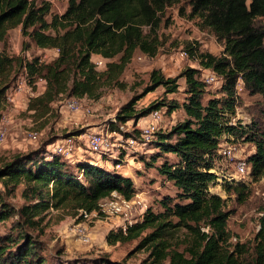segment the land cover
Segmentation results:
<instances>
[{"label": "trees", "instance_id": "16d2710c", "mask_svg": "<svg viewBox=\"0 0 264 264\" xmlns=\"http://www.w3.org/2000/svg\"><path fill=\"white\" fill-rule=\"evenodd\" d=\"M172 7L179 16L210 30L221 44L218 55L191 43L184 46L186 55L202 71L220 78L219 96L205 99L209 93L207 83L199 77L201 70L184 68L170 78L153 69L148 84L118 109L111 130L162 107L169 113L181 109L185 118L156 134L157 152L148 164L154 167L163 158L156 171L176 189L175 196H163L125 233L120 229L110 233L107 242L136 241L134 252L146 254L140 264H264V218L251 246L232 242L226 200L208 190L216 178L211 170L225 135L233 138L230 143L252 144L254 150L246 160L249 175L256 181L264 174V129L231 123L239 81L250 95L264 99V0H67L61 14H52L48 2L0 0V109L6 108L8 91L22 76L29 85L38 79L45 82L25 106L27 116L39 122L40 128L61 117L60 108L53 107L58 100L97 102L108 90H125L128 86L121 76L134 54L154 58L163 46L160 30L169 25L166 11ZM16 29L27 40L22 42L21 56L11 55L7 49L9 34ZM31 46L57 53L51 61L39 62L29 54ZM97 58L104 61L102 68H96ZM180 77L185 82L183 102L154 101L135 109L140 99L159 87L166 95L177 93ZM82 133L66 132L61 139L0 161V224L13 219L9 230L0 235V264H51L37 239L50 209L82 221L79 210L97 211L99 203L113 192L127 200L136 194L129 177L106 164L92 163L91 153L74 160L51 154L50 146ZM123 135L138 137L133 131ZM85 150L88 154L86 146ZM18 188L23 203L14 207L6 198ZM225 192L243 203L250 188L244 183L230 184ZM93 264L126 263L100 257Z\"/></svg>", "mask_w": 264, "mask_h": 264}, {"label": "rangeland", "instance_id": "374dc122", "mask_svg": "<svg viewBox=\"0 0 264 264\" xmlns=\"http://www.w3.org/2000/svg\"><path fill=\"white\" fill-rule=\"evenodd\" d=\"M31 1H35L37 4L48 2L52 14H61L67 4V0ZM166 17L169 18L170 23L160 30L163 46L159 49L158 54L154 58H148L140 53L134 54L130 64L121 76V81L128 86L125 90H108L104 97L97 102L84 98V104L92 110L90 116L72 115L64 112L61 117L58 115L55 119H50L45 127L40 128V123L33 121L25 113V106L31 98L29 94L25 92L19 98H16L12 92L8 91L10 97L8 105L6 108L0 109V120L4 122L6 131V139L0 146V161L9 158L16 152L35 150L48 140L61 139L66 132L74 130L87 132L90 128H96L97 130L94 132L89 130L87 135H90L98 132L105 133V131L110 130L111 121L115 120L118 109L133 95L139 94L141 89L148 84L149 74L153 69L159 70L164 77L170 78L177 77L184 68L201 70L199 77L202 80L206 82V79L211 77L206 86V91L209 94L205 96V99L212 94L219 96L220 78L209 71H202L195 61L187 55L182 57L181 53L184 52V46L191 43L201 51L218 55L222 51L221 44L216 40L213 33L206 28H202L198 21L179 16L176 8H169L166 11ZM23 41L27 42L26 39L21 37L18 29L11 31L7 47L9 54L23 55L21 52ZM42 52L43 50H37L32 46L29 49L31 56L42 57L45 54ZM48 56L51 57V53ZM177 83L179 86L177 93L166 95L163 88L159 87L140 99L135 104V109L140 110L154 101L183 102L185 98L184 79L178 78ZM237 94L238 105L231 123L238 124L239 122L244 127L256 125L257 128L264 129V99L259 95H250L243 89L240 81L237 84ZM159 111L161 121L156 134L168 131L185 118L181 109L169 113L165 107H162ZM87 124L90 127L86 126ZM144 124L145 120L142 117L137 122L130 120L120 125L125 130L136 132L138 136V128L143 127ZM28 132L38 133L35 142L29 141ZM156 134L153 135L149 143L138 144L126 155L117 147L113 151L114 157L124 160V164L118 169V172L132 180L136 190L134 198L136 201L141 202V205H136L132 211V222L140 221L146 209L149 207L155 208L156 202L163 196L174 197L176 193V189L172 184L163 180L156 171V167L161 164L163 158L159 157L154 163V167L148 165L151 164V156L157 152L154 148ZM85 138H83L84 145ZM111 140L115 141L113 138ZM231 140H233L232 137L225 135L219 143V158H217L214 168L211 170L216 178L213 184L209 185L208 190L210 194L226 200V210L231 213L227 222L228 229L233 234L231 241L251 246L255 234L260 228V219L264 218V174L256 181L249 175L250 166L246 160L254 150L253 145L241 142V140L237 143H230ZM69 142L77 149L76 141L73 138ZM57 143L64 144L66 142L59 140ZM56 145L53 144L49 149ZM89 154L84 153V156H89ZM93 156L97 160L96 155ZM78 157L79 154L74 153L71 158L74 160ZM167 158L170 161L173 160L170 155H167ZM239 160L246 162L243 173L239 171L237 166ZM111 162L110 158L104 157V160L100 161L99 164H106L108 169H113L114 166ZM70 164H73V162L70 161ZM231 176L232 180L230 179ZM224 178L230 181H225ZM239 183H244L250 188L249 197L243 203L238 202L234 195H227L225 192V186ZM6 199L11 206L19 207L23 203L20 197V188L11 196H7ZM47 213L43 233L38 235L37 239L42 244V253L51 264H93L94 260L100 257H107L113 261H125L126 264H140L146 257L144 252H134L136 241L113 245L107 242V236L119 230L120 220L115 217L101 216L100 219L92 218L87 222H83L78 217L66 215L62 211L50 209ZM12 220L0 224V235L9 230ZM29 232L33 236L37 234L36 231Z\"/></svg>", "mask_w": 264, "mask_h": 264}, {"label": "built area", "instance_id": "2783aa9c", "mask_svg": "<svg viewBox=\"0 0 264 264\" xmlns=\"http://www.w3.org/2000/svg\"><path fill=\"white\" fill-rule=\"evenodd\" d=\"M54 51L57 53V50L54 49H45L42 53H45L42 57L39 56V62H49L52 60L53 56H48V54L52 53ZM181 56H186L185 52L181 53ZM96 68H102L104 61L100 58L95 59ZM211 78V77H210ZM206 79V83H209V79ZM44 80L38 79L33 83V85H29L27 83V79L25 76L20 77L14 84V86L9 90L13 93V95L21 96L25 92L29 94L30 97L35 96L38 92H41L44 87ZM10 100V97L7 94V102ZM55 108H60L62 114L64 112H68L72 115H85L90 116L92 113V110L90 107H88L86 104H84L83 99H77V98H69V99H61L58 100L56 103H54ZM145 120V124L143 127L138 128V137H132L128 136L125 137L123 134L125 132H129L128 130H125L124 127L120 124H118V128L114 130H107L105 133L98 132L93 133L90 135H86L85 138V146L89 153L96 155L97 160L96 161H102L104 160V157L110 158L112 160L111 163H113L114 169L118 170L120 169L123 164L124 160L118 157H114L113 151L114 148H118L119 150L123 151L125 155L130 150H133L135 147H137L138 144H147L151 140L154 134L159 129V123L161 121V113L159 110H155L151 112L149 115L143 117ZM115 120H112L111 123H115ZM119 129V131H118ZM224 137V136H223ZM222 137V139H223ZM38 138L37 132H28V139L31 142H35ZM113 138L112 141L111 139ZM6 139V131L4 129V122L0 120V146L4 143ZM221 139V141H222ZM70 140V139H69ZM69 140H66L64 144H57L55 147L51 149L52 155H59L64 158L72 159L75 150L74 145L69 142ZM220 141V142H221ZM220 146V144H219ZM234 148V147H233ZM219 153V149L217 154ZM230 153V150H229ZM110 162V161H107ZM238 169L241 173L245 171L246 168V162L244 161H238L237 162ZM213 170V169H212ZM212 172V171H211ZM232 180V176L230 178ZM225 181H230L227 178H224ZM213 184V183H212ZM136 205H141L140 201H136L134 197L127 200L124 199L122 196L118 195L117 193L113 192L111 196L108 199H105L101 201L98 205V210L87 213L84 211L79 210V216H81L83 222H87L91 220L92 218L100 219L101 216H112L120 220L119 229L125 233L127 227L132 226L136 222H132V211L135 208ZM85 241V240H83Z\"/></svg>", "mask_w": 264, "mask_h": 264}, {"label": "crops", "instance_id": "0c3cea01", "mask_svg": "<svg viewBox=\"0 0 264 264\" xmlns=\"http://www.w3.org/2000/svg\"><path fill=\"white\" fill-rule=\"evenodd\" d=\"M51 55L54 57L56 55V53L54 51H52ZM16 98H19V96H16ZM53 107L55 108V105L53 104ZM88 126V124L86 125ZM90 127V126H88ZM90 131L92 130L93 132L96 131L97 129L95 128H90L89 129ZM89 130H87V132L83 131L82 130V134L81 135H78V136H73L72 138L76 141V146H77V149H75L74 147V150H75V154H79V157L78 158H81V157H85L84 156V153L86 152L85 151V145H84V140L83 138L86 137L87 133L89 132ZM81 132V131H80ZM91 158H93L94 156L93 155H90ZM96 163H100L99 161H96Z\"/></svg>", "mask_w": 264, "mask_h": 264}]
</instances>
